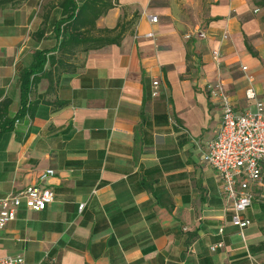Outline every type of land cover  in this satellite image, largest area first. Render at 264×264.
Returning a JSON list of instances; mask_svg holds the SVG:
<instances>
[{
	"label": "crops",
	"instance_id": "obj_1",
	"mask_svg": "<svg viewBox=\"0 0 264 264\" xmlns=\"http://www.w3.org/2000/svg\"><path fill=\"white\" fill-rule=\"evenodd\" d=\"M44 2L0 6V101L11 99L14 120L0 130V197L38 183L50 168L54 174L40 183L54 200L41 211L18 208L0 229V257L20 255L21 264H264V167L250 186L251 223L242 238L215 171L201 159L221 122L207 82L221 81L236 111L264 103V0H118L96 25L112 28L135 12L121 42L77 52L76 70L62 73L52 91L40 78L27 96L30 115L19 71L35 50L47 56L58 44L59 9L45 36L34 35Z\"/></svg>",
	"mask_w": 264,
	"mask_h": 264
},
{
	"label": "built area",
	"instance_id": "obj_2",
	"mask_svg": "<svg viewBox=\"0 0 264 264\" xmlns=\"http://www.w3.org/2000/svg\"><path fill=\"white\" fill-rule=\"evenodd\" d=\"M147 17L151 23L157 22V15L149 14ZM197 35L204 37L205 33L198 32ZM146 36L151 38L154 34L148 32ZM212 56L217 61L219 51L213 50ZM152 84V95L155 96L158 81ZM205 90L220 101L221 122L215 137L207 142L201 159L215 171L221 183L225 208L232 212L230 223L244 238L243 230L251 223L245 211L254 198L250 186L261 181L264 167V103L258 101L254 108L239 112L234 109L221 81L207 82ZM247 96H254L251 89L247 90ZM53 174V169H46L39 175L38 183L28 184L21 190L0 197V229L15 219L19 207L41 211L53 202L52 190L40 183ZM82 207L83 204L80 205ZM223 230L224 225H220L218 233L221 234ZM220 246L221 242H217L210 246V250L214 251ZM22 261L20 255L0 257V264H21Z\"/></svg>",
	"mask_w": 264,
	"mask_h": 264
},
{
	"label": "trees",
	"instance_id": "obj_3",
	"mask_svg": "<svg viewBox=\"0 0 264 264\" xmlns=\"http://www.w3.org/2000/svg\"><path fill=\"white\" fill-rule=\"evenodd\" d=\"M23 0H0L4 4H17ZM118 5V0H45L41 7L42 26L34 33L36 39L45 36L47 24L54 9H59L60 16L54 22L53 32L58 37V44L46 56V50H35L29 67L19 71L18 80L21 92V105L32 115L33 108L27 105V96L33 85L40 78L47 77L48 91L54 90L59 76L64 72L76 70L74 62L77 52H88L109 44H119L131 28L134 18L119 20L112 28L98 27L97 20ZM45 63L49 68L46 69ZM10 98L0 101V130H6L13 123L8 116Z\"/></svg>",
	"mask_w": 264,
	"mask_h": 264
},
{
	"label": "rangeland",
	"instance_id": "obj_4",
	"mask_svg": "<svg viewBox=\"0 0 264 264\" xmlns=\"http://www.w3.org/2000/svg\"><path fill=\"white\" fill-rule=\"evenodd\" d=\"M131 14V17L133 16V17H135L136 16V13L134 12V13H130ZM130 16V15H129ZM191 31H195V28H192L191 30H188L187 31V33L189 34V33H191Z\"/></svg>",
	"mask_w": 264,
	"mask_h": 264
}]
</instances>
